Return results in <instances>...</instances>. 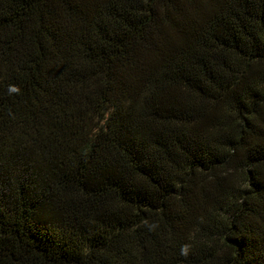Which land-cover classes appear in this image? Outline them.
<instances>
[{
    "label": "trees",
    "instance_id": "16d2710c",
    "mask_svg": "<svg viewBox=\"0 0 264 264\" xmlns=\"http://www.w3.org/2000/svg\"><path fill=\"white\" fill-rule=\"evenodd\" d=\"M0 264H264V0H0Z\"/></svg>",
    "mask_w": 264,
    "mask_h": 264
}]
</instances>
